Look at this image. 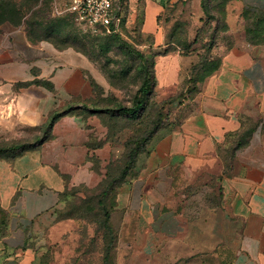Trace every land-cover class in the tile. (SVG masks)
<instances>
[{
  "label": "crops",
  "instance_id": "1",
  "mask_svg": "<svg viewBox=\"0 0 264 264\" xmlns=\"http://www.w3.org/2000/svg\"><path fill=\"white\" fill-rule=\"evenodd\" d=\"M191 4L202 13L200 0ZM245 5L262 8L264 0L228 4L229 38L217 47L216 68L197 80L177 120L156 131L116 188L114 264H264V44L244 37ZM147 7L145 33L162 8ZM173 54L156 58L183 60L179 50ZM157 67L155 60L156 80ZM91 79L103 85L81 54L2 27L0 137L24 136L51 113L68 112L41 145L0 158V264H88L94 257L73 252L74 229L86 221L68 204L117 174L121 154L102 113L92 112Z\"/></svg>",
  "mask_w": 264,
  "mask_h": 264
},
{
  "label": "rangeland",
  "instance_id": "2",
  "mask_svg": "<svg viewBox=\"0 0 264 264\" xmlns=\"http://www.w3.org/2000/svg\"><path fill=\"white\" fill-rule=\"evenodd\" d=\"M10 1L21 2V0ZM65 1L39 0L29 10L22 7L24 13L19 23L12 25L5 22L1 25L0 32L3 26L20 27L31 43L47 42L58 50H72L87 59L94 74L103 84L100 86L91 79L99 85L96 87L98 98L96 105L101 109L112 110L102 115L106 137L119 145L121 156L117 167L120 168L125 159V153L132 148L135 142H138L140 150L145 148L151 139L149 135L153 131L177 120L181 105L192 96V91L187 90V82L198 79L202 75L198 67L200 56L217 57L218 45L226 43L229 35L218 31V36L211 50L208 51L210 44L208 39L215 27V22L193 8L191 0H122L117 29L122 31L124 39L133 45L135 50L147 57L149 69H151L150 63L154 53L169 49V53L173 54L181 50L180 54L183 56V60L176 65H174L175 60L167 62L165 57H155V60H158V80L147 96L141 95L144 105L137 117H130L116 110L119 107L131 106L132 99L140 86L142 73L138 57L121 46L113 35L102 29L92 28L67 16L57 17L55 13H62ZM160 2L163 8L158 14L155 13L156 20L153 18V30L145 33L143 23H146L147 18L151 16L147 5L159 7ZM217 2L216 0L211 5L212 12L219 11L222 7L217 5ZM235 11L236 8L232 5L229 12L235 13ZM200 16L203 18L200 19ZM123 20L124 26L122 25ZM221 22L218 23L219 30L222 26ZM233 26L237 27V24L233 23ZM235 37L239 39L243 35L238 30ZM168 70L173 73L171 80L167 81L165 75ZM91 105L95 106V102ZM103 181L95 187L83 190L84 197L76 196L68 204V209L75 210L73 211L75 215L85 217L86 222L81 220L74 229L73 252L75 250L92 253L94 257L84 262L88 264H95V262L100 264V259H95V254L101 252V244L92 236L96 224L94 220L99 218L96 213L99 214L102 204L101 201L98 202V199L104 188ZM71 212L67 211L65 215ZM103 218L105 221L107 216L104 215ZM115 230L119 235L124 233L122 227L115 228ZM121 262L123 260H120Z\"/></svg>",
  "mask_w": 264,
  "mask_h": 264
},
{
  "label": "trees",
  "instance_id": "3",
  "mask_svg": "<svg viewBox=\"0 0 264 264\" xmlns=\"http://www.w3.org/2000/svg\"><path fill=\"white\" fill-rule=\"evenodd\" d=\"M39 0H21L20 3L12 2L10 0H0V29L1 25L5 22H8L12 25H16L19 23V20L23 16L22 7L27 8V10L31 9ZM122 1V0H121ZM216 0H200V8L202 11V15L206 18H210V20L215 22V27L212 29L210 33L209 47L208 51L211 50L212 44L215 41L216 36H218L217 32L224 33L228 29L227 25V6L231 1L235 0H217V5H221L219 11L212 12L211 5L215 3ZM244 1V0H241ZM163 8L162 2L159 4ZM55 13V12H54ZM57 17H65L74 20L73 13L70 12H62L60 14H56ZM200 16V19L203 18ZM240 16L244 21V37L247 42L253 45L264 44V7L257 8L251 5H245L241 12ZM156 20V18H155ZM222 21V22H221ZM221 22V29H218V23ZM122 25L124 26V20L122 21ZM103 31L107 32L105 29L100 28ZM125 29V28H124ZM108 34L113 35L114 39L121 45L135 53L140 61L139 68L142 73V80L140 86L132 99L131 106L128 107H119L116 111L121 112L124 115H128L130 117H137L139 111L143 108L144 101L141 100V95L147 96L152 88L156 84V76H155V57L159 55H166L169 53V49H165L162 52L154 53L151 58V69H149V64L147 57L141 52L135 50L134 46L131 45L127 40L122 36V31L120 32H107ZM180 47V46H179ZM60 50V49H59ZM204 50V49H203ZM181 52V50H179ZM217 57H208V56H200L199 58V69L202 75L198 79H194L195 83L197 80L206 76L210 72H212L216 68ZM207 66V69L205 67ZM194 80H189L187 83V90L192 91L193 94L196 90ZM90 84L93 89V93L95 99L94 110L93 113H104L112 111L110 109H101L98 108L96 102L98 101L96 87L99 85L96 84L93 80H90ZM189 86L191 88L189 89ZM68 112V109L62 111H55L51 113L47 119V122L41 126L37 127H27L24 128V136L18 138H9L6 139L4 137H0V158H15L28 150H32L39 145H41L44 141H46L50 137V132L55 121L65 115ZM156 131H153L149 136H153ZM138 142L132 146L131 149L125 153V159L122 165L119 168V171L115 175H106L105 180L102 182L103 190L99 195L98 202L101 201V207L99 210V214L96 213L98 219L94 220L96 222L95 229L92 238H100L101 244V264H112L113 258L111 256L112 250L114 248L115 242V232L110 224V216L111 209L115 204V192L116 188L121 184V182L125 179L126 175L132 168L135 163V160L139 153L143 152L145 148L141 150L138 148ZM104 215L107 216V219L104 221Z\"/></svg>",
  "mask_w": 264,
  "mask_h": 264
},
{
  "label": "built area",
  "instance_id": "4",
  "mask_svg": "<svg viewBox=\"0 0 264 264\" xmlns=\"http://www.w3.org/2000/svg\"><path fill=\"white\" fill-rule=\"evenodd\" d=\"M120 8L121 0H66L62 12L73 13L77 22L92 28L119 32Z\"/></svg>",
  "mask_w": 264,
  "mask_h": 264
}]
</instances>
